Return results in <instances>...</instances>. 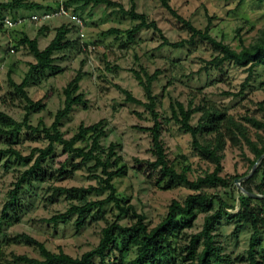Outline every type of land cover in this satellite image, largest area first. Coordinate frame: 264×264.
<instances>
[{
  "label": "rangeland",
  "instance_id": "rangeland-1",
  "mask_svg": "<svg viewBox=\"0 0 264 264\" xmlns=\"http://www.w3.org/2000/svg\"><path fill=\"white\" fill-rule=\"evenodd\" d=\"M7 1L9 0H0ZM34 1L43 6V9L54 7L57 2ZM110 1L118 5H88L83 10H76L80 2L65 0L67 8L83 19V40L85 45H92L91 52L81 48L82 40L66 17L54 18L43 25L25 24L21 27L5 28L2 25L5 16L29 15L43 9L0 8V110L19 122L24 115L22 100L16 97L8 84L9 74L19 83L27 72L29 63L34 61L28 47L19 43L22 35L37 37L39 47L43 48L54 36L55 28L61 24L72 26L67 37L75 40L74 45L55 53V63L60 70L46 71L45 75H39L37 81L26 87L28 96L33 100H41L43 104L40 110L31 112L28 123L39 128L41 125L51 124L55 111L63 103L62 89L80 69L84 75L79 91L84 96L85 106L74 105L67 117L62 119L60 130L65 138H69L77 131L79 124L89 125L100 119L106 120L105 134L100 139L101 149L105 151L113 143L118 156L117 164L122 167L121 173L112 179L116 195L125 203L133 205L136 212L144 216L148 228H151L165 216L172 199L181 202L194 191L183 184L164 189L163 183H156V174L148 171L142 163L154 159L150 150V136L141 129L151 125L150 115L145 106L126 101L124 94L116 86L127 89L135 98L145 102L143 89L131 70L140 73L145 70L150 74L155 70L160 71L157 80L153 82L152 91L156 96V110L163 118L161 138L176 171L180 172L186 167L188 179L195 180L211 172L214 164L198 155L192 145L191 135L180 129L175 120H164L171 117L170 104L181 102L185 107L190 104L192 107L213 106L225 110L235 120L247 126L251 139L255 141V129L245 123L243 118L253 116L264 120V66H255L248 77L247 67L239 66L231 60L217 64L216 59L221 56L220 52L199 35L191 38L182 21L170 13L162 0ZM132 1L137 12L146 14L148 20L157 23L169 42H181L183 45L178 48L160 46V35L152 29H141L131 39L125 33L104 35L103 32L109 28L123 31L133 27L137 21L124 12L130 8ZM166 1L172 10L196 29L204 31L208 26V33L213 38L223 41L235 50L241 48V41L244 45L254 41L258 30L264 27V1ZM40 28L44 29L39 32ZM199 116L200 112H195L190 123L196 124ZM204 136L206 135L199 137L200 141ZM47 144L48 140L40 131L32 133L21 127L11 146L25 156L34 152L35 148H44ZM84 144L81 141L76 143L79 146ZM7 146L0 141V150ZM36 155L37 152H34L32 160ZM251 159L253 154L246 144L238 143L233 146L227 142L222 151L220 175L235 177V186L201 188L208 194L222 195L230 205L226 209L228 214L214 228L216 242L224 254L221 264H248L247 250L252 228L249 224H244L235 232L236 218L231 215L239 208L238 193L241 192L238 187L241 185L235 180L250 173ZM79 160L68 152H63L61 146L55 145L51 159L45 160L53 176L44 182L32 179L29 183L22 184L15 207L8 210L0 223V264H25L14 261L13 255L40 259L36 247L24 241L12 240L21 233L42 242L52 252L62 250L72 257H79L98 244L101 229L106 224L118 220L122 225H129L135 221L131 214L119 217L113 204L90 209L79 230L75 227V213L66 222L59 221L54 224L46 220L63 213L71 205L83 204L79 195L70 197L56 192L54 188H88L99 185L100 169L89 167L92 163L73 169L72 164ZM62 164L65 165V174L59 176L57 169ZM28 167L14 156L0 153V216L9 199L8 192L14 188L15 181ZM85 196L87 201H95L103 199L107 193L87 191ZM203 215L204 213L197 211L192 219L178 216L176 226L179 232L172 236V243L176 248L168 255L175 264H184L180 246L186 243L191 234L201 229ZM256 250V258H264V229L258 235ZM135 255L136 246L130 245L123 253L122 264H129ZM94 261L97 263L98 258ZM167 264H171V261Z\"/></svg>",
  "mask_w": 264,
  "mask_h": 264
},
{
  "label": "trees",
  "instance_id": "trees-1",
  "mask_svg": "<svg viewBox=\"0 0 264 264\" xmlns=\"http://www.w3.org/2000/svg\"><path fill=\"white\" fill-rule=\"evenodd\" d=\"M74 1L81 3L78 8H75L76 10H83L88 5H118L110 0ZM162 2L172 15L182 21L191 38L199 35L207 40L215 50L220 52L221 56L216 59L217 64L231 60L239 66L247 67L249 71L248 77L255 66H264V27L258 30L254 41L248 45H244L241 41V48L235 50L223 41L213 38L208 33V26L204 31L196 29L189 21L184 20L172 10L166 0H162ZM64 3L66 6L67 2L65 0ZM119 7L123 11L121 6ZM0 8L33 10L43 9V6L35 3L34 0H9L0 2ZM124 12L137 21L133 27L123 31L109 28L103 32L104 35L125 33L127 38L131 39L132 35L141 29H152L160 35V46L178 48L183 45L181 42H169L154 20H148L146 14L135 10L134 1H132L130 8ZM72 26L61 24L55 28L54 36L43 48L39 47L37 37L30 38L23 34L19 40L20 44L28 47L34 61L29 63L28 70L19 83L15 82L10 74L8 75L9 86L16 97L23 102L24 115L19 122L0 110V141L8 145L6 149L0 150V153H8L29 167L21 173L15 181L14 188L8 192L9 199L2 208L0 223L4 220L8 210L15 207L18 201V190L24 182L29 183L32 179L44 182L53 176V173L49 170V164H46L45 160L51 159L55 145L61 146L63 152H68L72 157L80 159L79 162L72 164L73 169L92 163L89 167L100 169V176H98L99 185L97 187L54 188L56 192L64 193L70 197L79 195L83 204L71 205L63 213L53 215L46 219L47 221L54 224L59 221L66 222L69 216L75 213L77 215L75 227L79 230L83 226L90 209L95 206L100 209L107 204L114 205L119 212V217L131 214L135 221L129 225H122L118 220L106 224L101 229L98 244L82 253L79 257H72L62 250L52 252L42 242L21 233L12 238V240L24 241V243L36 247L41 257L38 259L26 255H13V260L25 264H122L123 253L130 245H135L136 255L129 261V264H167L170 261L171 264H175V261L173 259L170 260L168 255L176 248L172 243V236L179 232V228L176 226L177 218L182 216L192 219L195 212L200 211L204 213L201 229L191 234L186 243L180 246L183 254L181 260L184 264H221L224 260V254H222L221 248L216 242L214 228L222 217L228 214L226 209L230 205L224 200L222 195L218 193L208 194L202 191L201 188L203 186L217 185L223 188H229L231 185L235 186V177L227 178L220 175L222 170V151L227 142L233 146L238 143H244L253 154V159L250 160V168L258 158L260 159L253 173L248 178L243 179L240 185L247 192L264 194V120L253 116H244V122L252 126L256 131V140L253 141L248 133L247 126L235 120L225 110L222 111L213 106L192 107L189 104L185 107L181 102L171 103V117L164 118V120H175L179 124L180 129L191 135L192 145L198 151V155L214 164L211 172H207L195 180H190L186 175L188 168L184 167L180 172L176 171L169 160L161 138L163 118L156 110V96L152 91L153 82L157 80L160 71L155 70L150 74L145 70H142L141 73L131 70L137 83L143 89L146 101L143 102L135 98L127 89L118 85L116 87L124 94L126 101L145 106L150 115L151 125L141 129L147 131L150 136V150L154 159L145 160L142 163L146 165L148 171L156 174V183H163L164 189H170L175 184H183L194 191V193L188 194L181 202L172 199L167 207L165 216L154 227L148 228L144 222V216L136 212L133 205L125 203L116 195L112 179L121 173L122 167L117 164L118 156L113 143H110L105 151L101 149L100 139L105 134L106 120L100 119L89 125L79 124L77 131L69 138H65L60 130L62 119L67 117L74 105L82 104L85 106L84 96L79 91L80 81L84 75L80 69L62 89L63 103L55 111L51 124L49 126L41 125V128H39L37 125L32 126L28 123L31 112L40 110L43 104L41 100L31 99L27 94L26 87L29 83L37 81L39 75H45L46 71L60 70L55 63V53L64 51L74 45L75 40L67 37L73 28ZM43 29L40 28L39 32ZM13 92L11 93L13 94ZM197 111L200 112V116L196 124L193 125L190 123V119ZM21 127H25L32 133L40 131L44 138L48 140V144L44 148H35L34 152H37V155L33 160L34 152L24 156L11 146L15 142L17 132ZM202 135L206 136L200 141L199 137ZM79 141L85 144L76 145ZM64 167L65 165L62 164V167L57 169L59 176L65 174ZM248 174L249 172L243 174L240 178ZM148 177H150L149 174ZM87 191L106 192L107 196L100 200L87 201L85 196ZM238 201L239 208L231 215L236 218L234 230L237 232L244 224L251 226L252 233L247 250L248 264H262L264 258L257 259L255 255L257 254L258 235L261 229H264V198L252 197L241 190L238 193ZM174 233L176 234L174 235ZM95 258H98L97 263L94 261Z\"/></svg>",
  "mask_w": 264,
  "mask_h": 264
},
{
  "label": "built area",
  "instance_id": "built-area-1",
  "mask_svg": "<svg viewBox=\"0 0 264 264\" xmlns=\"http://www.w3.org/2000/svg\"><path fill=\"white\" fill-rule=\"evenodd\" d=\"M66 17L69 22L74 26L78 33V37L81 41V48L88 52L92 51V45L84 44V21L81 16L65 6L64 0H57L56 5L48 10H42L37 12H32L29 15H15V16H5L2 21V25L5 28L21 27L25 24H39L43 25L46 22L54 18Z\"/></svg>",
  "mask_w": 264,
  "mask_h": 264
},
{
  "label": "water",
  "instance_id": "water-1",
  "mask_svg": "<svg viewBox=\"0 0 264 264\" xmlns=\"http://www.w3.org/2000/svg\"><path fill=\"white\" fill-rule=\"evenodd\" d=\"M260 158L257 159V161L254 163V165L252 166V169L250 171V173L245 176V177H242V178H239V179H236L235 181L239 184L243 179H246L249 177V175H251L258 163ZM238 187L243 191V192H246L248 195L252 196V197H257V198H264V194H257V193H253V192H247L245 191L241 186L238 185Z\"/></svg>",
  "mask_w": 264,
  "mask_h": 264
}]
</instances>
